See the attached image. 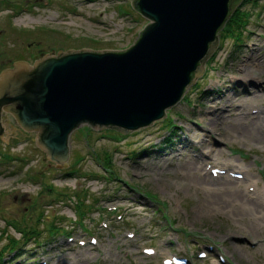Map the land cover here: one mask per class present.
Masks as SVG:
<instances>
[{
    "label": "rangeland",
    "instance_id": "obj_1",
    "mask_svg": "<svg viewBox=\"0 0 264 264\" xmlns=\"http://www.w3.org/2000/svg\"><path fill=\"white\" fill-rule=\"evenodd\" d=\"M132 2L0 0V75L17 62L34 68L28 45L56 56L129 49L149 24ZM238 9L247 15L241 44L220 37L205 73L163 121L126 135L106 127L88 134L83 124L70 135L68 167H54L62 163L51 160L38 139L29 134L20 140L25 134L12 135L7 127L15 138L0 139V264H264V224L242 218L230 197L208 193L186 169L188 157L203 153L210 176L216 178L220 168L224 177L233 173L216 167L215 158L234 164L236 173L250 167L258 188L264 187V139L243 134L238 121L213 120L215 102L222 113L228 103L236 106V98L264 112V92L248 96L241 77V68L264 59V0H243ZM253 69L250 76L264 83V63ZM168 117L173 136L164 125ZM221 133L228 134L223 143ZM202 140L207 146L218 141L222 155L212 159ZM106 152L113 158L112 175L96 161ZM12 222L35 228L16 253L7 250L22 235ZM50 224L59 228L54 236ZM67 246L71 251L64 252Z\"/></svg>",
    "mask_w": 264,
    "mask_h": 264
},
{
    "label": "water",
    "instance_id": "obj_2",
    "mask_svg": "<svg viewBox=\"0 0 264 264\" xmlns=\"http://www.w3.org/2000/svg\"><path fill=\"white\" fill-rule=\"evenodd\" d=\"M241 2L133 0L149 24L129 49L53 51L34 68L17 62L0 75V112H13L35 133L49 158L62 163L54 167H68L70 135L83 124L129 134L162 121L204 74Z\"/></svg>",
    "mask_w": 264,
    "mask_h": 264
},
{
    "label": "bare ground",
    "instance_id": "obj_3",
    "mask_svg": "<svg viewBox=\"0 0 264 264\" xmlns=\"http://www.w3.org/2000/svg\"><path fill=\"white\" fill-rule=\"evenodd\" d=\"M260 63L263 64L264 59L255 58L251 64V67L241 68V77L244 81L242 84H249L248 88L246 86L247 95L253 97V99L258 98L257 95L264 92V83H261L257 77L250 76V74L253 73V67L256 64L260 65ZM236 99H234L236 106H233L232 104L230 105L228 103L227 105L229 106L225 108L222 113H219L218 107H216L218 106V102H215L216 105H212L214 108H216L214 111L216 114H214L213 120L217 122L222 119H224L223 121L230 119L231 121H235L234 123H237L238 121L237 125H241L243 128H246V130H243L242 128L243 134L251 137L252 139H264V112L255 108H251L249 105L245 104V101L238 102V99ZM238 103H241L240 107H238ZM227 136V133H221L218 141H220V143L225 142ZM218 141H215L216 143L213 142V146H207V143L203 140L199 143L202 145V147L207 146L210 149V155L208 156H212L213 159V157H216L217 154L222 155V151L216 148ZM205 156L207 157V155L202 153L198 156H195L196 159L194 160L188 157L187 165L190 168L186 165L185 166L186 169L188 168L189 172L192 173L195 180L197 179L198 183L201 182L206 184V187L208 186V188L205 187V191L212 195L226 194L227 197H230L229 200L230 203H232L231 205L237 209V212L242 218H250L252 221L264 224V187L258 188V183L254 182V178L251 175L253 172L250 167L246 172H238L240 175L237 174V177L235 175V177L229 176L230 174L224 177V175L227 174V172H224V174H220V176L214 178L210 176L208 170L206 171L205 164L202 165V163L206 162V160H203ZM213 162H215L216 167L222 165L227 171H232L233 173L235 171L234 169H236L234 164H221L220 161L216 160L215 158ZM220 169L222 170V168ZM211 202L215 203V199L210 201V203ZM69 249L70 247L67 246L63 251H71Z\"/></svg>",
    "mask_w": 264,
    "mask_h": 264
},
{
    "label": "trees",
    "instance_id": "obj_4",
    "mask_svg": "<svg viewBox=\"0 0 264 264\" xmlns=\"http://www.w3.org/2000/svg\"><path fill=\"white\" fill-rule=\"evenodd\" d=\"M246 19H247V15H245V13L241 9H238L235 12V14L232 16V18L228 21L225 29L222 31V33H221L222 39L232 38L236 42V44L239 45L242 41L243 30H244V27H245L246 22H247ZM170 122L168 124L172 128V124ZM89 130L90 129H88V132H89ZM96 159L98 161H102V162H103V159H105L106 162L104 161V164L102 163L104 170H106L108 172L110 171V173H112V171H111L112 165L110 162V158L108 156L103 158V156H101L100 154H97ZM71 170H73V167ZM73 172H75V171H73ZM51 226H52V228H54L53 225H51ZM26 234H27L26 231H22V236H25ZM18 245L19 244L16 240L12 241V244L10 246L12 248V252L15 251V249L17 248Z\"/></svg>",
    "mask_w": 264,
    "mask_h": 264
},
{
    "label": "flooded vegetation",
    "instance_id": "obj_5",
    "mask_svg": "<svg viewBox=\"0 0 264 264\" xmlns=\"http://www.w3.org/2000/svg\"><path fill=\"white\" fill-rule=\"evenodd\" d=\"M27 50L30 51L29 52V57L32 61L35 62V64L40 61L44 56H48V52L45 53L43 51H41V48L37 45V44H33V45H28ZM56 53V52H55ZM54 53V54H55ZM56 56V54L54 55ZM45 58V57H44ZM0 124L1 122L4 124V127H11V128H16V129H22L21 125L18 124V122L14 119L15 115L13 112L11 111H7V110H2V113H0ZM20 134H25V137H27L29 134H26L27 132H24L23 130L19 131ZM6 136V135H5ZM33 136V135H32ZM7 137L9 139L11 138H15L14 136H8ZM1 139V137H0Z\"/></svg>",
    "mask_w": 264,
    "mask_h": 264
}]
</instances>
